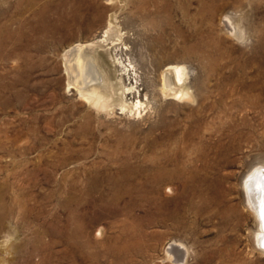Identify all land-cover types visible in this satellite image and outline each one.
I'll list each match as a JSON object with an SVG mask.
<instances>
[{"label": "rangeland", "instance_id": "1", "mask_svg": "<svg viewBox=\"0 0 264 264\" xmlns=\"http://www.w3.org/2000/svg\"><path fill=\"white\" fill-rule=\"evenodd\" d=\"M135 1L0 0V264H264L242 188L264 168V0ZM77 43L105 110L67 86Z\"/></svg>", "mask_w": 264, "mask_h": 264}, {"label": "bare ground", "instance_id": "2", "mask_svg": "<svg viewBox=\"0 0 264 264\" xmlns=\"http://www.w3.org/2000/svg\"><path fill=\"white\" fill-rule=\"evenodd\" d=\"M181 1H182V4H181ZM190 1L191 0H179L178 1L179 4L177 5L176 8L181 13H185L189 9V5H190L189 2ZM208 1L210 2L209 8L211 9V11H214L215 8H217V6H218V5H216L217 0H208ZM162 2L161 3L157 2L156 4H154L153 0H136L135 4H136V9H138L141 12L145 9L143 6H145L146 4H149V3L150 4L152 3L153 6L157 10L165 11L168 14H171L172 11L176 9L171 4V0H162ZM207 6H208V4H207ZM230 20H231V18H230ZM112 21H113V19H112ZM112 27H113V25H112ZM233 29H234V27H233ZM112 32H113V30L110 33H112ZM117 35L118 34H116V36ZM113 36H114V32H113ZM117 37L119 38V36H117ZM104 41H106V40H104ZM96 51L97 50H95L94 43H85V44L77 43V44H73L72 46L68 47L63 54L64 71L68 76V82H67L68 88L75 89V91L78 93L80 98L81 97L84 98L92 107L96 108V110L97 109L105 110L109 106V104H108V102H109L108 96L109 95H107V92L110 91V85H109V81L107 78V74L104 72V70H102V68L100 66L101 65L100 60L104 61V58L102 55L100 57H99V54L96 55V53H97ZM107 67L110 69V67H112V64L107 65ZM185 74H186V72H185ZM182 76H183L182 68L180 69V68H172L171 67V68H168L165 72H163L161 78H162V85H163V89H164L165 93L171 92V94H174V97H175V94L179 92L176 90L178 88V86L175 89V85L178 84L182 80ZM185 78H186V76H185ZM102 92H104L105 95ZM161 93H163V92H161ZM187 94H189V93L187 92ZM123 96H124V91H123ZM167 96H169V95L167 94ZM189 97H190V95H189ZM134 109H136V108H134ZM256 181L258 184H260L262 182L261 174L256 176ZM190 193L192 194L193 191L192 192L190 191ZM129 205H130L129 206L130 208H134V207H136V205H138V203H136V202L134 203L132 201L131 203L129 202ZM99 233H101V231ZM254 233L255 234H254L253 239H255V237L259 236V234H261V231L258 228L257 231ZM98 236H100V235H98ZM169 248L172 251L179 250L181 252L180 245L178 246V245L172 244L169 246ZM261 252L264 253V251H261ZM168 258H169V260H173L172 256H170V255H168ZM174 260L178 261L179 259L177 257V259H174Z\"/></svg>", "mask_w": 264, "mask_h": 264}, {"label": "water", "instance_id": "3", "mask_svg": "<svg viewBox=\"0 0 264 264\" xmlns=\"http://www.w3.org/2000/svg\"><path fill=\"white\" fill-rule=\"evenodd\" d=\"M262 182L256 181V176L260 175ZM244 202L246 207L255 216L258 228L261 231L254 239V246L259 251H264V168L257 166L242 182Z\"/></svg>", "mask_w": 264, "mask_h": 264}]
</instances>
